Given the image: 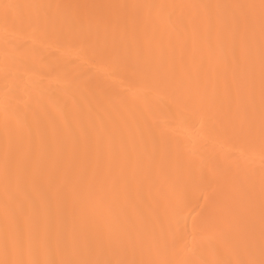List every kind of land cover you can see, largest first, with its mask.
Listing matches in <instances>:
<instances>
[{
  "label": "bare ground",
  "instance_id": "obj_1",
  "mask_svg": "<svg viewBox=\"0 0 264 264\" xmlns=\"http://www.w3.org/2000/svg\"><path fill=\"white\" fill-rule=\"evenodd\" d=\"M46 0H0V3H36ZM61 3H259V0H58ZM193 13L198 10H192ZM175 23L156 21L164 41L153 49L154 59L145 61L136 46L111 51L112 39L102 32L88 33L62 23L8 27L0 22V247L5 221V182L2 126L5 106L17 134L15 144L22 176L18 199L24 217L31 213L25 197L34 179L40 191L49 180L58 185L70 163V145L81 129L102 130L113 144L123 145L132 161H139L134 179L118 197L117 213L127 211L140 221L146 244L159 248V258L173 261L229 259L225 247L238 248L246 241L242 222L232 221L216 209L224 203L234 182L254 169L259 189L261 157L236 135L240 120L235 107L221 106L217 93L228 88L236 94L249 68L240 61L239 43L223 40L218 45L202 25L188 22L187 13ZM175 48L168 47V40ZM256 83L257 123L259 111L260 39L251 42ZM170 56L183 60V72L164 73ZM216 101V102H214ZM66 128L71 138L64 135ZM210 169L214 170L209 183ZM134 206V207H133ZM179 209V211H177ZM55 201L40 207L32 231L44 241L38 258H63L57 251L55 231L46 235L48 220L54 222ZM193 217L201 223L192 234ZM68 227L71 221L68 220ZM258 227V219H257ZM29 233L26 229L25 240ZM69 242L67 232L61 244ZM81 244L87 239L82 238ZM216 249H221L217 252ZM258 257V251H257Z\"/></svg>",
  "mask_w": 264,
  "mask_h": 264
},
{
  "label": "snow or ice",
  "instance_id": "obj_2",
  "mask_svg": "<svg viewBox=\"0 0 264 264\" xmlns=\"http://www.w3.org/2000/svg\"><path fill=\"white\" fill-rule=\"evenodd\" d=\"M187 13L193 26L202 25L209 38L215 37L218 45L223 40L239 43L240 61L249 68L241 84L234 76L236 94L228 88L217 93L221 106H233L240 115L233 131L250 149L259 147L261 168L259 189L254 182L255 170L247 169L243 179L234 182L228 199L217 207L227 212L232 221L242 222L246 229V241L238 247H225L222 251L229 259H202L173 261L159 258V248L146 244L140 221L127 211L117 213L118 197L134 179L139 161H132L126 148L115 146L112 136L105 137L102 130L81 129L70 145V163L62 181L53 185L49 180L47 191H40L34 179L30 180L32 192L25 199L30 201L31 213L24 217V204L18 199L21 183L29 178L22 176L19 154L15 144L17 129L11 122V114L5 106L2 126L5 135L3 173L5 201L4 238L0 247V264H264V0L259 3H204V4H151V3H61L46 0L36 3H0V22L8 27H24L40 24L62 23L69 28L88 33H103L112 39L111 51L101 50V55L118 57L121 48L136 46L138 57L145 61L154 59L153 49L164 41L158 34L156 21L164 18L169 24ZM192 10H198L193 13ZM257 28L260 39L259 111L257 123L256 83L251 72L254 63L251 42ZM168 47L175 48L169 39ZM183 72V60L170 56L164 73L175 76ZM216 102V101H214ZM64 135L71 138L70 128ZM214 170L210 169L209 183ZM55 201L54 222L48 220L47 236L53 230L57 251L63 258L41 260L38 258L44 241L32 231V221L39 215L40 207ZM134 207V206H133ZM179 211V209H177ZM71 224L68 227V220ZM192 234L200 231L201 223L193 217ZM258 219V227H257ZM29 233L25 240V231ZM67 232L69 242L61 244ZM86 238L87 242L79 241ZM220 252L221 249H216ZM258 251V257H257Z\"/></svg>",
  "mask_w": 264,
  "mask_h": 264
}]
</instances>
